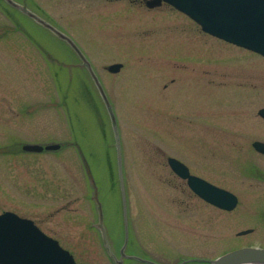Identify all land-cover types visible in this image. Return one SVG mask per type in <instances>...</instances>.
Instances as JSON below:
<instances>
[{"label":"rangeland","instance_id":"374dc122","mask_svg":"<svg viewBox=\"0 0 264 264\" xmlns=\"http://www.w3.org/2000/svg\"><path fill=\"white\" fill-rule=\"evenodd\" d=\"M14 1L70 35L109 105L63 40L0 0V213L35 219L77 264H116L104 236L119 258L126 227L127 255L160 264L264 247V156L251 145L264 141V56L165 3ZM169 156L236 194V207L195 195Z\"/></svg>","mask_w":264,"mask_h":264},{"label":"water","instance_id":"95a60500","mask_svg":"<svg viewBox=\"0 0 264 264\" xmlns=\"http://www.w3.org/2000/svg\"><path fill=\"white\" fill-rule=\"evenodd\" d=\"M15 7L18 4L6 0ZM194 19L203 31L219 37L237 46L252 50L264 56V0H164ZM161 0H145L148 7L159 5ZM38 22L49 28L61 39L65 40L87 64L100 96L105 104L109 105L106 93L93 72L90 64L81 53L74 41L64 33L28 13ZM120 63L110 64V72H117ZM264 118V107L258 110ZM112 120L113 117H112ZM113 122V121H112ZM253 148L264 154V142L254 141ZM58 143L51 144H24L23 150L40 152L56 150ZM120 168V143L117 146ZM168 163L173 172L185 179L188 187L207 203L223 210H232L237 204V197L230 191L217 187L206 180L189 172L188 167L173 157H168ZM251 229L237 232V235L249 233ZM105 237V244L113 256L116 264H122L123 258H132L148 264H158L137 255H127L124 249L127 244V227L124 233L120 256L117 258ZM195 261L208 264H264V247H240L223 253L212 259L195 258ZM189 261V260H187ZM186 262V261H185ZM179 263V264H183ZM0 264H77L70 252L61 247L57 240L46 235L34 223L22 218L11 211L0 214Z\"/></svg>","mask_w":264,"mask_h":264},{"label":"flooded vegetation","instance_id":"af4514ba","mask_svg":"<svg viewBox=\"0 0 264 264\" xmlns=\"http://www.w3.org/2000/svg\"><path fill=\"white\" fill-rule=\"evenodd\" d=\"M141 2H143L144 3V1L143 0H141V1H139V3H141ZM8 8H9V10L11 11V13H13V14H15V15H17V16H19V15H21V16H23V17H25L26 19H28V20H30L31 22H34L33 20H31L30 18H28L25 14H22L20 11H18V10H16V9H14V8H12L11 6H9V5H7L5 2H3ZM145 4V3H144ZM163 4V3H162ZM161 4V5H162ZM166 4V3H165ZM168 5V4H167ZM26 9H28V10H30L31 12H33L35 15H37L38 17H40V18H42V19H44L46 22H48L50 25H52L53 27H56L55 26V24H53V22H51L49 19L47 20V19H45L40 13H36V12H34L33 10H32V8H30V7H25ZM181 13V12H180ZM40 23V22H39ZM42 25V24H41ZM42 26H44V25H42ZM45 27V26H44ZM45 31H47L46 29H45ZM74 52V51H73ZM75 53V55H76V52H74ZM76 57H77V55H76ZM80 66L82 67V68H84L85 70L86 69H88V67L86 68L85 66H83V65H81V63H80ZM88 72V71H87ZM32 219V218H31ZM33 221H34V224L39 228V229H41L42 230V228L40 227V225H39V223L37 222V221H35V219H32ZM43 231V230H42Z\"/></svg>","mask_w":264,"mask_h":264}]
</instances>
